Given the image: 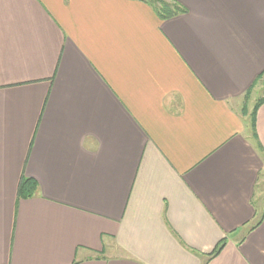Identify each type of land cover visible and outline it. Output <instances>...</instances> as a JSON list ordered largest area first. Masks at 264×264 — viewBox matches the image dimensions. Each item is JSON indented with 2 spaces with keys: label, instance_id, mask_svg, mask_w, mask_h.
Returning <instances> with one entry per match:
<instances>
[{
  "label": "crops",
  "instance_id": "crops-1",
  "mask_svg": "<svg viewBox=\"0 0 264 264\" xmlns=\"http://www.w3.org/2000/svg\"><path fill=\"white\" fill-rule=\"evenodd\" d=\"M167 1L0 0V264H264V0Z\"/></svg>",
  "mask_w": 264,
  "mask_h": 264
},
{
  "label": "trees",
  "instance_id": "trees-1",
  "mask_svg": "<svg viewBox=\"0 0 264 264\" xmlns=\"http://www.w3.org/2000/svg\"><path fill=\"white\" fill-rule=\"evenodd\" d=\"M141 1L151 6L155 15L162 20L173 17L177 15L179 12H183V10H181L176 3L169 2L167 0H141ZM263 103H264V98L260 99L253 107V110L250 114L251 129H253L254 117L256 111ZM252 135L254 137V132H252ZM36 191H37V185L33 180L22 179L17 189V195L19 199L21 198L25 199L33 196L36 193ZM223 246H224V241L218 244V246L212 252L211 256H215L216 254H218L219 251L223 248Z\"/></svg>",
  "mask_w": 264,
  "mask_h": 264
},
{
  "label": "rangeland",
  "instance_id": "rangeland-1",
  "mask_svg": "<svg viewBox=\"0 0 264 264\" xmlns=\"http://www.w3.org/2000/svg\"><path fill=\"white\" fill-rule=\"evenodd\" d=\"M258 84V83H257ZM256 84V85H257ZM252 92V93H251ZM248 94V96L244 99L243 104L240 107V110L251 114L254 105L260 100L264 98V81L260 82L259 85ZM250 97V99H249ZM250 122V121H249ZM251 126V122H250ZM264 195V194H263Z\"/></svg>",
  "mask_w": 264,
  "mask_h": 264
}]
</instances>
